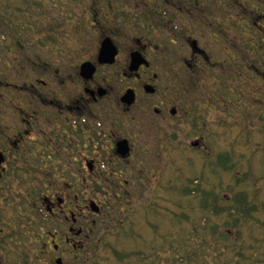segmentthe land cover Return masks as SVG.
Returning a JSON list of instances; mask_svg holds the SVG:
<instances>
[{
  "label": "rangeland",
  "instance_id": "374dc122",
  "mask_svg": "<svg viewBox=\"0 0 264 264\" xmlns=\"http://www.w3.org/2000/svg\"><path fill=\"white\" fill-rule=\"evenodd\" d=\"M27 1L0 0V20L7 18L4 23L7 30L21 18L33 20L35 9ZM257 1L230 0L231 32L235 38L247 23L245 28L249 34L255 18L249 7L253 8ZM13 2L16 5L8 6ZM52 2L57 5L53 7L55 17L62 16V0ZM67 2L72 28L69 39L73 42L65 48H40L43 46L40 42L50 41L40 33L25 35L21 32L14 37H4L11 43L9 50L0 43V133H4L3 137H10L24 118L21 114L25 96L22 94L23 80L43 75L29 60L51 56L53 69L72 64L56 65L61 56L72 54L75 63L92 56L99 35L97 24H94L97 7L110 9V12L117 10L120 23L113 26V22L111 26L115 30L128 29L127 33L142 30L146 18L157 20L148 15V7H157V0ZM244 3L248 4V11L241 8ZM14 6L15 10L12 9ZM84 8L90 11L86 12ZM160 24L167 25L166 22ZM3 28L0 26V33ZM163 32L169 37L165 47L170 51L168 63L164 61L163 64L181 67L178 64L182 49L179 37L165 29L160 31ZM160 33L155 30L152 34L155 39H160ZM120 37L122 45L127 47V36ZM15 40H21L23 46L16 45ZM57 41L60 42V38ZM235 41L238 51L242 42L240 39ZM253 42L257 44V41ZM252 45L250 52L254 58ZM257 71L255 68L251 71L254 78L244 70L240 72L238 93L226 97L235 102L234 106L219 102L199 105L198 113L202 119L196 121L195 128L183 113L172 117L166 112L161 117L149 103L128 113L132 118L127 126L131 134L104 136L127 138L131 143L128 159L117 166L102 162L94 174L87 168L81 174L72 171L74 175L69 181L79 189L71 190L70 194L52 193L51 196L56 203L60 196H65L66 203L72 199L73 209H77L75 230L79 227L80 231L92 230L87 238L76 240V250L72 251L77 254L75 264H264V93L259 92L264 91V79L257 77ZM99 75L104 76V73L99 71ZM245 79L247 83L242 82ZM190 87L189 96L196 100L205 97L210 100L207 91H216L213 83L206 84L207 91L199 85ZM252 88L259 90L253 92ZM9 99H14L19 106L12 114L8 113L13 109ZM104 101L110 103L108 107L113 117L120 119L125 114L115 107L112 94ZM196 139L200 143L192 146L191 142ZM99 144V150L109 147L101 141ZM77 159L80 161L83 157L77 156ZM56 178L60 181L59 173ZM94 185L102 189L92 187ZM29 186V181L6 182L0 193V264H18L21 258L18 252L22 250L30 263L52 264L50 258L55 253L49 235L46 233L47 239L42 234L39 238L37 233L33 235L31 231H35L36 226L28 223L29 212L21 210V205L29 204L22 196ZM43 197L41 194L40 200ZM25 209L28 210L23 208V211ZM2 219L6 225L1 223ZM9 221L12 227L7 226ZM14 231L22 233L16 235ZM7 235L12 240H8ZM116 251L131 255L119 260L115 257ZM134 252H138L137 256ZM93 253H96L95 260L90 258ZM71 256L67 253L63 258L66 260Z\"/></svg>",
  "mask_w": 264,
  "mask_h": 264
},
{
  "label": "flooded vegetation",
  "instance_id": "af4514ba",
  "mask_svg": "<svg viewBox=\"0 0 264 264\" xmlns=\"http://www.w3.org/2000/svg\"><path fill=\"white\" fill-rule=\"evenodd\" d=\"M52 1H27V4H31L35 9L33 17L31 16L33 20L29 21L28 17L21 18L10 30H7L8 26L4 24L7 18L0 20V26L4 27L1 29L0 43L4 48L9 50L11 44L4 37H14L16 33L21 32L26 33L25 35L40 33L44 34L43 38L48 37L49 42H40L42 49L48 47L53 50L58 49V46L65 48L73 42L69 39L72 28L71 18L66 10L67 0H62V16L57 17L54 14L57 5ZM157 1V7H148V15L156 17L157 20L146 18L142 30L138 33L133 30L132 33H127L128 29H113V22V26L120 23L117 10L110 12V9L97 7L94 24H97L95 27L99 35L91 57L75 63L72 60L73 55L67 54L59 57L56 65L72 64L53 69L51 56L34 57L28 61L31 65H36L43 75L23 80L22 94L25 96L24 111L21 114L24 118H21L20 122L17 121L18 128L10 137H3L4 133H0V193L3 192L6 182L29 181L30 186L26 189V194L22 195L29 204L21 205V210L24 213L29 212L28 223L36 226V230L31 231L33 235L37 233L39 238L42 234L45 239L47 234L49 235L55 253L50 258L52 264H75L77 254L72 251L76 250V240L87 238L92 232L91 229L86 231L82 228L80 231L78 225L79 228L75 230L77 221L74 220V215L77 209H73L72 199H68L66 203L65 196H60L56 203L51 199L52 193L70 194L71 190L79 189L69 181V177L74 175L72 171L81 174L85 173L87 168L88 172L93 173L102 162L117 166L128 159L131 155V143L127 138L109 139L104 136L131 134L132 131L127 127L132 122V118L128 117L129 112L136 107H146L150 103L153 104L155 113L161 117L166 115V112L172 117L183 113L195 128L196 121L202 119L201 113H198L199 105H211L213 102L226 106L235 105V102H230L226 97L238 93L237 80L240 72L244 70L245 74L254 78L251 71L255 68L258 70L256 74H259L257 77L264 79V0L255 2L253 8L250 5V13L255 15L250 32L247 34L245 28L248 23L244 24L243 30L240 29L241 33L236 38L231 32L230 0ZM15 7L12 9L15 10ZM105 7L107 8L106 5ZM241 8L248 11V4L244 3ZM86 9L89 11V8H84L85 11ZM19 12L23 11L20 9ZM128 20L127 18L125 22ZM161 22H166L167 25L160 26ZM164 29L167 33H174L179 37L182 49L178 64H181V67L170 63L163 64L164 61L168 63L167 59H170V51L165 47L169 37L165 32L160 33ZM155 30L162 35L160 39L153 37ZM119 34L127 36V47L122 45ZM59 38L61 43L57 41ZM236 39L242 42L238 51L235 46ZM15 41L18 46L22 47L24 44L21 40ZM253 41H257V44ZM105 43L109 52L101 56V47ZM251 44L254 48V58L250 52ZM217 53L222 54V57H218ZM99 71H102L104 76H100ZM242 82L247 83L248 80ZM207 83H213L216 91L208 92ZM196 85L206 89L211 99L190 98V86ZM258 90L252 88L253 92ZM259 92L264 93L263 90ZM111 94L116 101L115 107L125 113L120 119L113 117L108 107L110 103L104 101ZM9 103H12L13 109L8 113L17 112L16 108L19 106L16 101L9 99ZM98 105L95 110L94 107ZM139 124L142 125L141 122ZM122 139L128 143V150L124 154L117 151V142ZM100 141L109 147L99 150ZM77 156L83 159L79 161ZM58 173L62 179L60 181L56 178ZM92 187L102 189L101 186ZM82 188L85 190L81 186ZM41 194L44 196L42 200ZM44 202L47 203L43 205ZM96 207H99L98 204ZM23 208L28 210L23 211ZM11 221L7 226L12 227ZM1 223H5L3 219ZM14 233L21 235L22 232ZM43 233L47 234L43 236ZM6 237L12 240L10 235ZM67 253L70 256L73 254L72 258L64 260L63 257ZM18 254L21 257L18 264H33L28 262L23 250Z\"/></svg>",
  "mask_w": 264,
  "mask_h": 264
},
{
  "label": "water",
  "instance_id": "95a60500",
  "mask_svg": "<svg viewBox=\"0 0 264 264\" xmlns=\"http://www.w3.org/2000/svg\"><path fill=\"white\" fill-rule=\"evenodd\" d=\"M106 45H107V43H105V44H103L102 45V49H101V51H100V54H101V56H102V54L103 55H106V53L107 52H109L108 51V49L109 48H107L106 47ZM109 47V46H108ZM111 48V47H110ZM109 55H110V53H108ZM107 54V55H108ZM113 53H111V55H112ZM130 92V91H129ZM128 94V93H127ZM126 96V95H125ZM118 144H117V151L119 152V153H121V154H124V153H126L127 152V150H128V143H126V140L125 139H122V141L120 140L119 142H117ZM200 142H199V140L198 139H196L195 141H192L191 142V145L192 146H197L198 144H199ZM96 210H97V208H96Z\"/></svg>",
  "mask_w": 264,
  "mask_h": 264
},
{
  "label": "trees",
  "instance_id": "16d2710c",
  "mask_svg": "<svg viewBox=\"0 0 264 264\" xmlns=\"http://www.w3.org/2000/svg\"><path fill=\"white\" fill-rule=\"evenodd\" d=\"M87 10H88V9H86V11H87ZM89 11H90V9H89ZM91 15H92V14H91ZM222 159H223V158H222ZM134 254H135V256H137L138 252H134ZM130 255H131V253H129V252H127L126 254L123 253L122 251H116V252H115V257H116L117 259H119V260L127 259L128 257H130ZM90 258L95 260V258H96V253H95V254L93 253L92 255H90Z\"/></svg>",
  "mask_w": 264,
  "mask_h": 264
}]
</instances>
